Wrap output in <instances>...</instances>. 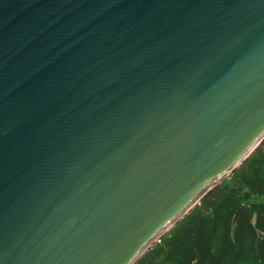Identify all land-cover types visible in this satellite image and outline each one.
Returning <instances> with one entry per match:
<instances>
[{"label":"water","instance_id":"95a60500","mask_svg":"<svg viewBox=\"0 0 264 264\" xmlns=\"http://www.w3.org/2000/svg\"><path fill=\"white\" fill-rule=\"evenodd\" d=\"M264 141V0H0V264H135Z\"/></svg>","mask_w":264,"mask_h":264},{"label":"trees","instance_id":"16d2710c","mask_svg":"<svg viewBox=\"0 0 264 264\" xmlns=\"http://www.w3.org/2000/svg\"><path fill=\"white\" fill-rule=\"evenodd\" d=\"M135 264H264V141Z\"/></svg>","mask_w":264,"mask_h":264}]
</instances>
